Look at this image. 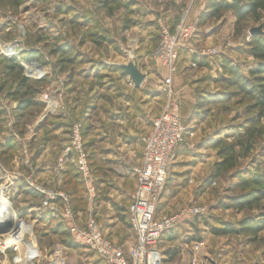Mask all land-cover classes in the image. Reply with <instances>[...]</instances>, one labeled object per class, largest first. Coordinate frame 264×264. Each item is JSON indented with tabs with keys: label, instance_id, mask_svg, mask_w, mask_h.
Listing matches in <instances>:
<instances>
[{
	"label": "rangeland",
	"instance_id": "obj_1",
	"mask_svg": "<svg viewBox=\"0 0 264 264\" xmlns=\"http://www.w3.org/2000/svg\"><path fill=\"white\" fill-rule=\"evenodd\" d=\"M18 1H21V3L17 5L16 3ZM105 1L106 0H0V59L7 61L14 60L19 64L20 68V71L10 73L4 70L0 64V113L3 114L2 118H4L2 119L4 121L0 127V135L2 132H6L7 128L11 127L10 130H13L11 137L15 139L19 145V149H17V146L16 152H14V155L9 161L6 160L7 162L3 163L0 158V191L15 211L17 219L20 218L23 221H28L30 216L36 218V214L32 208H36L40 204V195L37 191L32 188L29 189L26 185L28 177H32L36 185L40 187L60 190L67 194L69 185L65 182L66 176L64 173L69 166L73 167V170L76 172L74 165L71 163L70 152H68L67 149L64 155L61 152V159L55 163L52 169V178L55 176L58 177L59 175L61 183H59L57 187L48 186L37 178L38 170L36 171L35 169L36 163L30 160L32 154H34L33 156L35 159H38L41 150L38 152L34 151L40 146H43V141H46L45 144L56 143L53 130L49 129V131L47 129L48 125L44 126V124L49 122L52 118L54 120V118L62 116L61 114L65 112V104L62 99L66 93L64 86L67 82L71 81L73 77L77 75L76 71L78 69L84 68L80 71V74L83 76L82 80H88L89 77L93 78L96 76L98 79L97 81L93 80L95 82V86L93 87H97L98 90L104 89L102 80L104 73L102 72L114 71L111 69V65L116 62V58L135 61L134 49L136 45L138 46L136 40L139 39L138 35H140L139 31L141 30L138 22H140V18L143 16L142 8L151 4L153 6H151L152 8H162V10L159 11L160 13L157 14L156 23L153 21V30L157 39L159 27L163 24L167 25L164 11H170L169 14L172 16L171 21H173V23L177 21L181 13V7L175 5L172 0H151L152 2L150 0H122L121 6L128 3L131 4L129 10L123 9L122 7L117 8L113 5L105 7ZM234 24V16L232 13H227L224 15L223 19L219 21H211L201 29L196 28V37L192 42L195 51L200 52L206 49H215L217 51V55L205 58L208 59L213 66L217 65L218 71L216 80L214 81L216 88L215 93L204 94L196 99L195 104L191 106V113L188 121H205L207 126L215 129L214 135L219 136L216 140L224 139L226 143L235 142L236 138H240L244 133L241 126L244 122L256 119L257 112L255 110L251 111L248 108L250 105L248 100L231 96L230 94L235 92L234 89H227L222 83H218L217 80L221 76V59L222 57L228 58L233 65L240 68L243 75H247L250 69L256 67L257 62L247 57L242 50L246 49V44L251 37L249 35V30L264 24V14L260 16L257 22L251 19L247 20L242 25L241 32L238 34L235 33ZM125 26L130 27L125 29ZM262 31L263 35L261 37L264 38V27ZM90 36H93L96 42L90 41ZM129 41L133 43H129ZM81 51L84 55L81 54ZM96 53L99 55L94 59ZM34 54H37L39 60L38 58H31V55L33 56ZM191 55L202 57L194 53H191ZM113 58L115 59L114 62ZM73 59L80 62V65L74 67L70 66L68 62ZM64 60H66L65 64H63ZM148 63L153 74L151 78L152 84H160L163 74L161 69L157 67L153 61L152 54L151 61L148 60ZM28 66H32L38 69V71L40 70L43 75L39 78H35L34 76L29 77L25 71V67ZM21 72L23 77L29 81L28 85L34 87L37 91L35 97L36 102L44 104L43 110L37 111V114L30 113L33 112V109H30L31 111L28 112H16L15 109L18 103L14 99L8 97V93L10 92L18 93L19 97L22 95L26 96L25 89L23 87H17L19 85L18 77L20 78ZM100 81L102 83H100ZM89 82L90 81H87L86 83ZM177 87L178 84H176L175 79L173 80L174 92L177 91ZM158 92L161 95L160 107H163L166 96L163 92ZM177 92L179 114L182 121L184 116L182 115L180 96ZM46 95L52 98L50 102L51 106H47L44 103V96ZM12 104L14 108L10 110L8 107ZM89 109L90 107H87L88 112L91 110ZM2 111H4V113ZM7 111L12 116L11 122L13 123L16 115H20L22 119H26L23 125L22 135L19 136L14 131L13 125L6 122L8 121L5 120V113H7ZM88 112L82 114L80 120L73 122L72 125L74 123L82 124L85 151L87 154L89 152L90 157H93V150L90 149L88 143L91 129L89 122L90 116H88L90 113ZM182 122L185 124L189 123L186 120ZM3 125L5 126V131L3 130ZM260 126L264 128V118L260 120ZM48 131L50 132L49 134L46 133ZM6 133H8V131ZM67 133L69 134V131H66L65 135ZM211 138L212 137L207 139L204 144L208 149L216 153L217 150L213 146L217 141H212L214 138ZM8 141L9 138L1 144L0 152L2 146ZM58 148L59 145L56 147L59 153ZM262 151H264V134L254 145L253 150L250 151L247 158H241L239 160L240 170L254 173L257 165L264 162L261 157ZM215 156L217 158L216 154ZM57 159L58 156L56 161ZM94 164H96V162H94ZM93 174L92 171L90 182L93 179ZM72 176L74 177L73 174ZM76 177H78V179L74 180V182L81 183H79L80 187H82L83 194L86 196V199L83 197V202L85 203H83L84 212H82V214L85 215L92 194H87V189L90 188L89 185L91 184L85 185L81 182L78 175ZM15 178L18 179L16 180ZM167 182L163 192L164 194L161 198L167 196ZM233 183H235V180L229 178L219 180L211 186L207 184H205L207 185L205 186L203 183L204 190L207 189L206 195L208 196V201H205L206 203L203 204L198 203L200 205L195 206L205 207V214L186 220L187 222H189V220L192 221V223L194 222L192 226L194 227L195 236H188L185 243L189 245V240L195 241L194 243H202V247L198 251L200 255L198 258L199 264H264V232L260 233L256 239H252V241H249L244 236L216 237L210 233L212 228L220 227L219 222H230L237 226L238 222L244 217H256L264 214V201L254 209L240 213L219 209L218 206L221 202H227L226 200L229 195L226 191ZM29 195L32 197H28ZM87 197L89 198L87 199ZM57 203L60 207V202L58 201ZM187 205H194V203H188L181 208ZM158 207H160L159 204L156 208L157 214L161 212L162 209V206L160 208ZM43 218L45 221L58 220L52 216H43ZM40 224H44V222L38 220V223H34V225L37 226L35 229V236L40 252L43 255L49 252V250H52L54 245H65L67 244L66 239L69 241V237L66 238V235H63V233L56 234L52 232V227L48 228L50 232L44 233ZM71 244L75 247H66L67 249H73L72 252L71 250H67L72 261H74L71 263L84 264L79 259L81 257L85 258L88 263L99 264L97 257L91 251L74 245L73 243ZM179 253H181V251H179ZM165 258V263H169L170 261L176 260L178 256L176 255L172 260L168 255H166ZM1 260L2 257H0V262ZM40 264H42V262H40Z\"/></svg>",
	"mask_w": 264,
	"mask_h": 264
},
{
	"label": "crops",
	"instance_id": "obj_2",
	"mask_svg": "<svg viewBox=\"0 0 264 264\" xmlns=\"http://www.w3.org/2000/svg\"><path fill=\"white\" fill-rule=\"evenodd\" d=\"M207 1L195 0L193 2L188 15V22L191 25L197 26L198 17L206 7ZM173 3L180 6L181 10L188 4L187 0H173ZM151 6L152 4L142 8L143 16L139 17L141 20L138 22L141 30L138 35L139 39L136 40L138 46L136 45L134 49L136 58L133 62L145 75L143 83L140 86H134L120 68L121 65L130 62V59L116 58V62H114L113 58L114 63L111 65V69L114 71L102 72L104 73L102 79L104 89L99 90L97 87H93L95 86L93 80L97 81L98 77L82 80L83 76L80 71L84 68L78 69L77 75L64 86L66 93L62 100L65 104V112L61 114L62 116H58L54 120L52 118L46 122L47 124H44V126L48 125V130H53L56 143L45 144L46 141H43V146L35 151L33 150L35 147L30 149L34 152L41 150L38 159L34 160L35 169L38 170L37 178L48 186H59L61 178L59 175L52 178V169L55 163L61 159L62 153L64 155L68 149V133L66 135L65 133L69 131L73 122L80 120L82 114L88 112L87 107H90L91 110L89 109L88 112L90 114H87L90 116L91 128L88 143L90 149L93 150L92 154L96 159L95 168H98L99 173L93 172V179L90 182L93 193L90 196L86 214L83 215L79 212L74 217L79 224L84 223L89 216L95 217L102 225L103 235L124 250H127L134 241V233L127 223L126 214L135 190L134 177L127 173L124 174V171L140 163L142 155L140 138L150 131L152 121L160 114L162 108L160 107L161 95L156 89V84L151 82L153 74L148 65V60L151 61V54L157 43V37L153 30L154 22L156 23L157 14L162 8L157 9ZM164 12L167 26L173 29L178 22L171 21L172 16L169 14V10ZM121 36L123 37L122 34ZM129 43L133 42L129 41ZM81 54L84 55L82 51ZM98 55L96 53L94 59ZM192 58L193 56L186 49L179 52L177 73L173 80L176 79V84H178L176 88L178 92H176L180 96L182 115L184 116L182 121L186 120L189 123H183L187 128V133L169 167L167 196H163L158 203L162 209L161 212L156 213L157 216L173 214L188 203H194V205L206 203L208 201L207 189L204 190L203 183L218 160L215 156L216 153L204 144L210 137L214 138H211L212 141H217L219 136L214 135L215 129L207 126L205 121H188L191 106L195 104L196 99L204 94L215 93L214 81L217 77V65L213 66L207 59L209 67L197 69ZM87 81L90 82L86 83ZM100 83L102 82L100 81ZM8 108L12 110L14 105L12 104ZM2 112L4 113V111ZM5 114V120L9 121L6 122L13 125L10 113L7 111ZM4 127L3 125L5 131ZM10 128L6 130L8 133H1L0 147L4 141L10 139L13 132ZM49 131L46 133L49 134ZM58 145L59 153L56 150ZM25 152L27 153L26 150ZM33 155L30 160L34 158ZM56 155L58 156L57 161ZM100 162L102 163L100 164ZM83 197L86 199L85 195ZM42 221L44 224H40V227L44 233L50 232L47 225L56 229L61 224L59 220L45 221L42 219ZM190 223L192 221H185L162 236L158 247L163 256V264H189L192 245L195 242L189 240V245L185 243L188 236H195L192 226L194 222ZM60 227L62 228V226ZM67 250L73 251V249ZM173 251L176 252L178 258L165 263L167 253ZM68 256L67 264H73L71 262L74 261L69 253ZM79 259L84 264H91L85 258L80 257ZM97 260L99 264H103L98 258Z\"/></svg>",
	"mask_w": 264,
	"mask_h": 264
},
{
	"label": "built area",
	"instance_id": "obj_3",
	"mask_svg": "<svg viewBox=\"0 0 264 264\" xmlns=\"http://www.w3.org/2000/svg\"><path fill=\"white\" fill-rule=\"evenodd\" d=\"M194 1L187 0L188 5L181 10L173 31L164 24L159 27L157 43L152 52L153 61L163 71V77L160 84L156 85V89L165 94L166 101L160 114L152 121L150 131L140 138L142 144L140 163L124 171V174L132 175L135 179V190L126 214L127 223L134 233V241L127 250H124L103 235L102 225L95 217L89 216L84 223L79 224L69 208V198L65 192L40 187L32 177H28L26 185L29 189L37 191L41 197L40 204L32 208L36 218L30 216L28 221L17 219L10 205L16 217V226L29 225L30 228L16 235L15 229L6 225V231L0 232V257H2L0 264H40V262L67 264L68 252L63 245H54L45 255L40 252L35 236L37 226L34 223L44 219L43 216L57 218L63 231L68 234L69 241L91 251L103 264H163V256L158 247L162 236L189 218L205 214V207L187 205L170 215H156L157 205L164 194L169 167L187 133V128L179 114L177 94L173 89L179 52L186 49L202 57L217 55L215 49L200 52L193 49L192 42L196 37V27L188 22V15ZM31 68L33 67H25L29 77L39 78L43 75L40 70L37 74L36 71L31 72ZM51 100L50 96H44V103L47 106H51ZM82 129L80 123L71 126L68 134V152L81 182L88 185L92 170L84 147ZM89 187L87 194L93 193L91 185ZM193 244L189 264H199L198 251L202 243Z\"/></svg>",
	"mask_w": 264,
	"mask_h": 264
},
{
	"label": "trees",
	"instance_id": "obj_4",
	"mask_svg": "<svg viewBox=\"0 0 264 264\" xmlns=\"http://www.w3.org/2000/svg\"><path fill=\"white\" fill-rule=\"evenodd\" d=\"M20 3L21 1H18L16 4L18 5ZM104 3L106 4L105 7L113 5L114 7H122L127 10L131 7L130 3L121 6L122 0H106ZM227 13H232L234 16V30L235 33L238 34L241 32L242 25L247 20L251 19L257 22L260 16L264 14V0H208L206 7L198 17L196 28L201 29L211 21H219L223 19L224 15ZM129 27L130 26H125V29ZM173 29H171V31H173ZM89 40L96 42L93 36H90ZM242 51L247 57L257 62L256 67L250 69L247 75H243L238 66L233 65L228 58L222 57L220 64L221 76L217 81L218 83H222L227 89L235 90L233 94H230L231 96L248 100L250 103L248 108L251 111L255 110L257 112V118L243 123L241 128L244 133L240 138H236L235 142L226 143L224 139L217 140L213 147L217 150L216 155L218 160L214 163L210 175L204 181V185L207 184L211 186L217 181L225 178L235 180V183L227 188L226 192L229 195L226 200L227 202H221L218 207L225 211H234L237 213L250 211L264 201V162L257 165L254 173L245 170L242 171L239 166V160L241 158H247L250 151L253 150L254 145L264 134V128L260 126V120L264 118V38L261 36H251L246 44V49ZM31 58L36 59L38 56L34 54L33 56L31 55ZM192 60L197 69L207 68L209 66L208 60L205 57L193 56ZM65 63L66 60H64L63 64ZM0 64L4 70L10 73L20 71L19 64L14 60L7 61L0 59ZM68 64L74 67L80 65V62L73 59L69 61ZM20 75V78L18 77L19 85L17 87H23L26 96L22 95L19 97L18 93L10 92L8 93V97L14 99L18 103L15 109L16 112H28L31 111L30 109H33V112L30 113L37 114V111L43 110L44 104L36 102V89L28 85L29 81L23 77L22 72ZM2 116V113H0V127L3 122ZM25 121L26 119H22L20 115L15 116L12 127L19 136L23 133ZM16 148L19 149L18 143L15 139L10 138L1 148V161L3 163L7 162L6 160L9 161L14 155V152H16ZM261 157L264 160V151H262ZM34 159L35 158L31 161L33 162ZM94 162H96V159L88 155V163L92 171L99 173L98 168H95L96 164H94ZM101 163L102 162H100V164ZM64 175L66 176L65 182L69 185L67 191L69 207L74 216H76L77 213L84 212L83 203L85 202H83L84 194L82 187H80L81 183L74 182V180L78 179V177H76L78 174L71 166L67 167ZM219 225V228L215 227L210 230L212 235L216 237L244 236L249 241H252V239H256L260 233L264 232V214L256 217H244L238 222L237 226L230 222H219ZM47 227L51 228V225H47ZM52 232L56 234L63 233V235H66V238L68 237V234L63 232L60 226L56 229H52ZM66 241V246H63L69 248L75 247L72 246L68 239H66ZM167 255L172 260L176 256V252H168Z\"/></svg>",
	"mask_w": 264,
	"mask_h": 264
},
{
	"label": "bare ground",
	"instance_id": "obj_5",
	"mask_svg": "<svg viewBox=\"0 0 264 264\" xmlns=\"http://www.w3.org/2000/svg\"><path fill=\"white\" fill-rule=\"evenodd\" d=\"M28 15V14H27ZM30 71H36L35 74H37L39 71L36 68H31ZM16 217L14 215V211L11 209L10 204L5 199L3 194L0 191V230L6 228H13L15 229L16 235L21 234L22 231L30 228L29 225L27 226H16Z\"/></svg>",
	"mask_w": 264,
	"mask_h": 264
},
{
	"label": "water",
	"instance_id": "obj_6",
	"mask_svg": "<svg viewBox=\"0 0 264 264\" xmlns=\"http://www.w3.org/2000/svg\"><path fill=\"white\" fill-rule=\"evenodd\" d=\"M264 24H261L260 26L256 28H252L249 30L250 36H262L263 35V29ZM120 68L123 70V72L129 77V80L132 82L134 86H140L143 81L145 80V75L142 74L137 66L134 64L133 61L128 62L125 65H121ZM7 228L1 229L0 232H5Z\"/></svg>",
	"mask_w": 264,
	"mask_h": 264
}]
</instances>
